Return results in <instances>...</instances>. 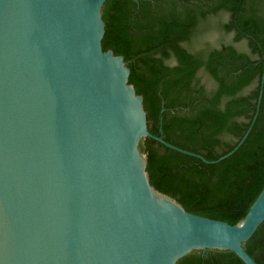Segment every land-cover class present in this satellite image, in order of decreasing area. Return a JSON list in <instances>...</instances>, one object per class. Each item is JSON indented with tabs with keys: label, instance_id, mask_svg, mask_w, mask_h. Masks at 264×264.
I'll return each mask as SVG.
<instances>
[{
	"label": "water",
	"instance_id": "1",
	"mask_svg": "<svg viewBox=\"0 0 264 264\" xmlns=\"http://www.w3.org/2000/svg\"><path fill=\"white\" fill-rule=\"evenodd\" d=\"M105 1L0 0V264H176L209 250L258 264L244 243L264 186L230 224L151 184L144 139L176 147L149 132L123 55L102 48Z\"/></svg>",
	"mask_w": 264,
	"mask_h": 264
},
{
	"label": "trees",
	"instance_id": "2",
	"mask_svg": "<svg viewBox=\"0 0 264 264\" xmlns=\"http://www.w3.org/2000/svg\"><path fill=\"white\" fill-rule=\"evenodd\" d=\"M102 17V48L123 55L149 132L176 147L144 139L151 184L190 212L242 220L264 186V0H106ZM205 25L233 43H204ZM244 248L264 264V221ZM176 264L245 263L209 250Z\"/></svg>",
	"mask_w": 264,
	"mask_h": 264
},
{
	"label": "rangeland",
	"instance_id": "3",
	"mask_svg": "<svg viewBox=\"0 0 264 264\" xmlns=\"http://www.w3.org/2000/svg\"><path fill=\"white\" fill-rule=\"evenodd\" d=\"M226 20V16H222L219 18V23H222L223 21ZM206 30L205 32V38H204V43H208L209 45L212 46H218L221 43H233V38H232V34L231 33H225L222 32L218 27L216 26H212L211 28H208L209 26L205 25ZM235 45L239 48V49H245V44L244 42H236ZM204 81L207 83V87H211L212 82L209 81L207 78H203Z\"/></svg>",
	"mask_w": 264,
	"mask_h": 264
}]
</instances>
